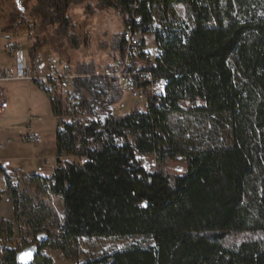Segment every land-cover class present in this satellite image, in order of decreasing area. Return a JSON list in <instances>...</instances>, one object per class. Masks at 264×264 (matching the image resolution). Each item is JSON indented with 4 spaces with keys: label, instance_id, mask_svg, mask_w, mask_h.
I'll list each match as a JSON object with an SVG mask.
<instances>
[{
    "label": "trees",
    "instance_id": "obj_1",
    "mask_svg": "<svg viewBox=\"0 0 264 264\" xmlns=\"http://www.w3.org/2000/svg\"><path fill=\"white\" fill-rule=\"evenodd\" d=\"M86 1L35 0L28 16L71 31L68 8ZM89 1L114 9L124 25L140 17L133 21V31L143 32L133 64L146 60V68L166 80V95L158 105L149 99L145 114L132 109L82 126L68 118L60 94L36 84L52 114L67 118L55 132L56 158L76 160L58 161L50 177L32 175L27 187H12L7 178L14 222L0 221V264H16V252L31 245L7 246L15 225L31 229L36 243L51 216L28 182L59 196L64 209L59 232L46 231L31 264H53L42 252L47 247L74 259L79 238L137 235L153 244L132 243L78 264H264V0ZM148 32L160 50L154 66H148ZM124 46L120 33L114 63L107 66L119 64ZM28 52L33 60L35 45ZM97 71L92 61L75 69L83 75L74 80L81 104H98L110 89L107 102L117 108L120 86ZM181 101L191 107L182 108ZM175 115L211 123L187 152L174 141ZM152 152L158 165L145 169L136 153ZM179 152L187 160L185 172L166 173L160 162Z\"/></svg>",
    "mask_w": 264,
    "mask_h": 264
},
{
    "label": "rangeland",
    "instance_id": "obj_2",
    "mask_svg": "<svg viewBox=\"0 0 264 264\" xmlns=\"http://www.w3.org/2000/svg\"><path fill=\"white\" fill-rule=\"evenodd\" d=\"M34 4L35 0H21L20 7H18L15 0H0L1 48L8 38L20 42H9L10 44L20 45L24 49L28 44L30 47L35 45V55L40 58H56L63 68L68 66L74 74H76L75 69L77 65L84 62L92 61L98 69L97 72L103 70L107 64L114 63L112 53L113 42L115 41V36L120 33L123 35L125 29L121 17L114 9L101 8L95 1L89 0L79 5H72L68 8V15L71 17L73 28L71 31L62 32L58 30L56 25L48 24L42 26L39 20L28 16V12ZM181 11L180 6H175L176 13H180ZM144 37L147 40V50H151L154 45L152 33L148 32ZM124 50L125 46L119 64L123 62ZM26 54L28 55V53ZM29 61L32 62L33 60L29 59ZM132 63H134V59ZM137 63L143 65L141 61ZM43 67L44 64H41V68ZM43 70L45 71V68ZM16 84L18 85L15 86ZM36 84H40V81L13 80L0 82V89L5 100L9 102L14 88H16L15 92L17 96L15 100L17 106L13 110L15 119L7 120L5 124L9 125L11 122L18 123L7 134L12 142L0 147V159L8 160L7 171L0 170V191L3 193L7 191L6 177H10V186L13 185L15 187L18 184L27 187L24 184L25 180L30 179L32 175L50 177L57 163L55 132L61 126V124L58 126L59 120L63 119L66 121L67 118L65 115L54 116L52 114L48 97ZM122 93L123 97L117 108L109 105L111 114L135 110L136 106L142 102L140 101L139 103L128 92L122 91ZM180 106L188 109L191 107V103L181 101ZM172 124L175 133V144L179 145L180 149L184 152L188 151L186 145H190L191 142L197 146L200 143L199 139L202 132L207 131L211 127V123L197 115H175L172 118ZM28 134L39 136L40 142L23 141L24 136ZM137 155L139 154L136 153ZM156 157L152 154L145 155L143 157L144 160L151 164L144 166V168L150 169L156 167L158 165ZM75 160V158L67 155H62L59 158L60 162ZM186 162L187 160L183 152H179L175 156L166 157L160 164L166 173L183 174L186 169ZM28 189L31 195L37 193L38 197L36 201L47 205L51 212L50 218L45 223V229L41 230L38 234L44 233L48 236L46 231H49L51 234H57L59 232V225L62 223L64 217L61 198L47 191H37L34 184H29V182ZM5 199L3 197V201L1 202L3 218H6L8 214V205ZM7 221L14 222L13 216ZM32 234L34 233L31 229H27L23 225H15L13 227V236L7 242V246L20 248L24 241L35 244ZM132 243L153 244L152 242L148 243L146 239L139 235L91 237L79 238L77 240L75 246L78 254L74 259H68L64 257L60 250L49 247L44 248L42 252L52 259L53 264H78L87 259L124 248Z\"/></svg>",
    "mask_w": 264,
    "mask_h": 264
},
{
    "label": "built area",
    "instance_id": "obj_3",
    "mask_svg": "<svg viewBox=\"0 0 264 264\" xmlns=\"http://www.w3.org/2000/svg\"><path fill=\"white\" fill-rule=\"evenodd\" d=\"M141 0H135L134 6H139ZM140 20V17L132 16L125 24L123 38L125 41V50L123 62L118 65L106 66L96 75L106 76L113 79L121 88L122 91L128 92L131 96L138 100L135 108L137 114L147 113L148 97H155L158 102L165 97L166 92H162V84H165V79L156 77L150 69L146 68V60L139 59L143 65L138 63L133 64L132 60L137 57L138 46L141 43L139 37L143 32L140 27L136 31L133 21ZM7 50L11 53V66H0V82H9L13 80H38L42 87L48 92H56L60 94L63 101L68 118L81 123L83 125L97 124L105 117L110 115L109 104L107 98L110 95V89H106L100 95L98 104L86 107L80 102L79 94L74 88V80L83 75L74 74L61 65L56 58H48L45 63V71H41L42 61L39 58H34L29 61L28 55L24 48L20 45L7 44ZM160 50L154 45L150 50V62L148 66H154V60L157 58ZM138 59V58H137ZM45 72V73H44ZM7 108V101L3 97L0 89V115ZM104 139L107 134H103ZM23 141L40 142V137L34 134L24 136ZM2 144L0 145V147ZM156 156L155 152L150 153ZM140 155V156H139ZM137 155L140 165L143 167L151 164L144 160L143 154ZM149 155V154H148ZM82 163L87 161L86 158H81ZM1 163V161H0ZM147 169V168H146ZM2 244L0 239V261H1Z\"/></svg>",
    "mask_w": 264,
    "mask_h": 264
},
{
    "label": "crops",
    "instance_id": "obj_4",
    "mask_svg": "<svg viewBox=\"0 0 264 264\" xmlns=\"http://www.w3.org/2000/svg\"><path fill=\"white\" fill-rule=\"evenodd\" d=\"M9 42H13V43H20L19 41H13L10 40L9 38L6 40V42L4 43V46L1 48L0 47V66H11L12 61H11V53L7 50V44ZM30 45L28 44V46H25V51L27 53V50L29 51ZM36 53V52H35ZM35 58H39L42 61V64H44L47 61L48 58H40L37 55H34ZM28 57H29V52H28ZM44 68V67H43ZM43 68H41V70H43ZM18 84H16L15 86H17ZM37 86V85H36ZM38 87V86H37ZM16 88H14L12 90V94H11V99L9 100V102L7 101V108L5 109L4 113L2 115H0V121H2V123H0V145L2 144L1 147H3L6 143H11L12 141L10 140V138L7 136L8 132H10L12 130V127L14 125H17V122H11L9 125L5 124V121L7 120H13L15 119V117L13 116V110L16 108ZM4 123V124H3ZM1 161V167L0 169L2 171H7V161L6 159H0ZM10 179V177H8ZM15 183V182H14ZM6 184H7V177H6ZM16 184V183H15ZM7 189V187H6ZM3 197H5V201L8 205V214L6 215V218H3V214H2V207H1V202L3 201ZM13 206H12V199L10 197L9 191L7 189V191L5 193L0 191V221H7L10 220L13 216V212H12Z\"/></svg>",
    "mask_w": 264,
    "mask_h": 264
},
{
    "label": "water",
    "instance_id": "obj_5",
    "mask_svg": "<svg viewBox=\"0 0 264 264\" xmlns=\"http://www.w3.org/2000/svg\"><path fill=\"white\" fill-rule=\"evenodd\" d=\"M20 2L21 0H15V3L18 7H20L19 6ZM56 161L58 162L59 158H57ZM46 238H47L46 234L40 233L37 235V243L31 244L17 251L15 255L16 264H31L39 250L41 243L45 241ZM22 254H27V255L24 256V258L22 259Z\"/></svg>",
    "mask_w": 264,
    "mask_h": 264
},
{
    "label": "bare ground",
    "instance_id": "obj_6",
    "mask_svg": "<svg viewBox=\"0 0 264 264\" xmlns=\"http://www.w3.org/2000/svg\"><path fill=\"white\" fill-rule=\"evenodd\" d=\"M7 47V46H6ZM165 85H166V80H165V84H162V92H165ZM153 97H148L147 99V109H148V103H149V99H151ZM1 167V166H0Z\"/></svg>",
    "mask_w": 264,
    "mask_h": 264
},
{
    "label": "snow or ice",
    "instance_id": "obj_7",
    "mask_svg": "<svg viewBox=\"0 0 264 264\" xmlns=\"http://www.w3.org/2000/svg\"><path fill=\"white\" fill-rule=\"evenodd\" d=\"M27 254H22V259L24 258V256H26Z\"/></svg>",
    "mask_w": 264,
    "mask_h": 264
}]
</instances>
